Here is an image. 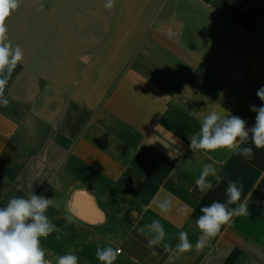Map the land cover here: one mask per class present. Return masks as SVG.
Segmentation results:
<instances>
[{
    "label": "crops",
    "instance_id": "1",
    "mask_svg": "<svg viewBox=\"0 0 264 264\" xmlns=\"http://www.w3.org/2000/svg\"><path fill=\"white\" fill-rule=\"evenodd\" d=\"M168 4L174 13L138 48L134 35L120 47L114 38L105 46L102 34L26 32L35 22L24 18L7 29L5 42L23 58L0 74L8 100L0 104V207L31 192L53 198L46 215L61 231L41 239L53 264L68 253L101 264L97 246L121 249L114 264H264V147L241 144L252 148L245 159L224 148L193 153L188 139L212 111L255 124L250 106L264 103L256 95L264 86V0ZM206 163L224 180L215 187L209 177L213 189L201 192L195 180ZM229 180L243 185L237 203L246 201L249 214L197 249L200 209L226 202ZM169 198L162 213L154 201ZM153 220L166 232L156 255L148 247L154 233L138 230ZM181 231L192 244L183 253Z\"/></svg>",
    "mask_w": 264,
    "mask_h": 264
},
{
    "label": "clouds",
    "instance_id": "2",
    "mask_svg": "<svg viewBox=\"0 0 264 264\" xmlns=\"http://www.w3.org/2000/svg\"><path fill=\"white\" fill-rule=\"evenodd\" d=\"M20 0H0V74L7 69L10 74L12 69L23 58V51L17 45L12 47L6 43L7 28L6 18L11 11L19 6ZM114 0H107L106 8H113ZM7 84V77L0 78V104L7 106L8 100L3 97V90ZM257 97L264 102V86L257 92ZM251 111L256 113L255 124L246 127L247 121L236 115L221 116L215 111L210 112L201 121L198 133L188 136L191 151L212 152L218 149H228L236 155H242L245 159L251 158L253 152L250 147L241 148V144L247 143L250 139L256 148L264 147V103L259 107L250 106ZM223 183L224 177L217 171L214 163L203 165L199 177L195 180L197 188L201 192H207ZM243 185L238 181L229 180L225 191L226 202L213 201L200 209V215L195 225L199 229L201 237L197 240L196 248L200 249L203 242L218 235L222 226L229 225L234 217L248 215L247 202H240ZM53 203V198L44 195H37L34 192L26 196L11 197L5 207H0V264H53V259L46 258V250L41 245V239H47L53 232L61 230L46 215L47 210ZM156 206L162 213L171 210V199L163 202H156ZM237 204V207L230 208L229 205ZM189 205H184L180 210L188 214ZM67 223L72 222V216L65 217ZM145 229L154 233L148 239V247L153 249L151 255H156L154 248L159 246L166 236L163 225L158 220L139 227L143 234ZM59 239V236L57 237ZM167 248V246H166ZM178 252H186L192 249L188 239V233H179V243L176 245ZM121 249L105 247L96 248V258L101 264H114ZM78 256L72 253L54 257L55 264H78Z\"/></svg>",
    "mask_w": 264,
    "mask_h": 264
},
{
    "label": "rangeland",
    "instance_id": "3",
    "mask_svg": "<svg viewBox=\"0 0 264 264\" xmlns=\"http://www.w3.org/2000/svg\"><path fill=\"white\" fill-rule=\"evenodd\" d=\"M173 1L114 0L115 6L109 9L105 7L107 0H20L7 17V29L15 32L16 21L24 18L35 22L23 26L26 32L87 33L89 37L102 34L105 46H112L110 39L114 38L120 47L128 35H134L136 43L140 41L138 48L163 23V16L174 13L168 4ZM95 51L90 49L87 56L95 55Z\"/></svg>",
    "mask_w": 264,
    "mask_h": 264
},
{
    "label": "built area",
    "instance_id": "4",
    "mask_svg": "<svg viewBox=\"0 0 264 264\" xmlns=\"http://www.w3.org/2000/svg\"><path fill=\"white\" fill-rule=\"evenodd\" d=\"M78 264H79V260H78Z\"/></svg>",
    "mask_w": 264,
    "mask_h": 264
}]
</instances>
